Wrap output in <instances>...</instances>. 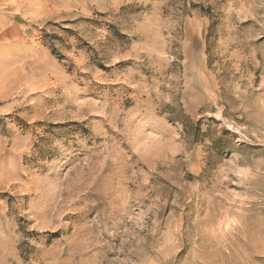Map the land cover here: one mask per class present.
I'll return each instance as SVG.
<instances>
[{
    "label": "rangeland",
    "instance_id": "374dc122",
    "mask_svg": "<svg viewBox=\"0 0 264 264\" xmlns=\"http://www.w3.org/2000/svg\"><path fill=\"white\" fill-rule=\"evenodd\" d=\"M0 264H264V0H0Z\"/></svg>",
    "mask_w": 264,
    "mask_h": 264
}]
</instances>
